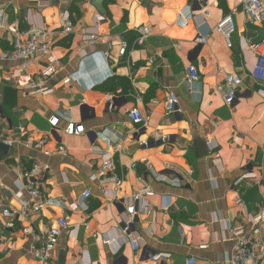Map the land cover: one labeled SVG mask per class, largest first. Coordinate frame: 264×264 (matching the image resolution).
Returning a JSON list of instances; mask_svg holds the SVG:
<instances>
[{"label":"crops","instance_id":"1","mask_svg":"<svg viewBox=\"0 0 264 264\" xmlns=\"http://www.w3.org/2000/svg\"><path fill=\"white\" fill-rule=\"evenodd\" d=\"M241 2L104 0L100 13L91 0H0L6 24L0 52L10 49L15 33L27 39L45 31L59 62L44 82L52 92L39 95L30 84L42 63L24 71L0 61V142L11 141L0 161V264H40L30 246L61 218L68 229L53 264H158L147 257L152 253L169 254L173 264L188 257L231 264L236 242L230 228L250 231L264 209V82L251 77L255 56L248 50L249 42L264 40V24L249 23ZM231 10L229 48L216 25ZM65 22L72 26L67 35L61 33ZM140 26L150 35L135 46ZM198 36L206 38L203 44L195 42ZM189 66L198 81H186ZM226 75L242 80L231 110L217 91ZM6 88L15 91L13 106L3 105ZM170 93L178 112L167 114ZM134 108L144 124L128 119ZM54 116L59 121L51 129ZM68 122L81 125L83 134H64ZM104 153L112 155L122 182L118 188L105 181L102 192L94 176ZM33 167L47 205L8 229L2 210L20 207L18 194L22 201L26 196L19 174ZM145 187L143 208L131 195ZM85 192L90 196L82 200ZM29 226L32 235L24 234ZM125 226L138 250L122 233Z\"/></svg>","mask_w":264,"mask_h":264},{"label":"built area","instance_id":"2","mask_svg":"<svg viewBox=\"0 0 264 264\" xmlns=\"http://www.w3.org/2000/svg\"><path fill=\"white\" fill-rule=\"evenodd\" d=\"M240 11L245 15L247 21L251 24L261 23L264 24V0H242ZM236 10L228 12L216 25V30L223 39L227 47H231V36L235 31L234 16ZM181 15H177V19H181ZM100 19V18H98ZM6 30L5 13L3 9H0V32ZM72 26L69 22H65L64 27L61 30L62 34L71 33ZM137 34L136 39L133 42L135 46H141L146 38L150 35V29L147 26H140L135 29ZM94 41L96 38L89 37ZM206 38L198 36L195 39L197 44H203ZM52 42L48 39V34L45 31H40L38 35H30L27 39H23L20 34H13V38L10 42V49L0 52L1 62H15L21 65V69L26 71L33 63H42L44 70L35 76L32 80L30 87L39 95H47L52 92L51 89L44 87V82L50 78L56 71V67L59 62L52 56ZM127 44L122 43L119 50V55L124 56L127 51ZM248 50L255 56V66L251 72V77L258 81L264 82V40L258 43H248ZM149 61V64H152ZM186 81L196 82L198 81V72L194 66H189L186 70ZM242 83L241 78L232 75H226L222 86L217 88L218 92L223 95V102L228 110H231V105ZM166 113L172 114L178 112V100L177 97L170 93L166 99ZM127 117L134 125L144 124L145 120L136 108L127 112ZM59 119L53 117L49 120L51 129L55 128ZM64 134L68 136H75L83 134L84 130L81 125H74L68 122L63 129ZM50 133L44 134L39 145L42 146L46 141ZM7 146H11V141L3 142ZM145 145V144H144ZM58 151L64 153V148L59 147ZM101 163L94 178L99 181L101 191L103 188L101 184L103 182L110 181L120 187L122 178L119 177L115 170L113 157L110 153H104L101 155ZM134 167V165H132ZM150 163L145 162L146 170L150 169ZM40 171L38 168L33 167L32 170L19 174V179L23 180L21 189L26 196L22 201V194H18L20 200L19 208H4L2 210V217L8 219L6 228H13V221L18 220L22 216L35 215L41 212L47 205V201L40 193L39 179ZM253 175H244L242 179H250ZM171 184L179 186L178 180L171 181ZM150 193L149 188L145 187L142 190L133 193L131 195L132 201L145 208L143 198ZM90 196L89 192H85L82 196V200L87 199ZM136 214L135 211L131 212ZM86 228V225H85ZM68 229L65 219H58L55 226L48 228L45 235L42 238L40 244H33L30 246L31 257L40 264H53L54 254L57 242L62 233ZM232 240H235L234 252L230 257L231 264H264V209L260 213L252 218L250 221V231L246 232L244 227L230 228ZM122 233L127 237L130 247L133 251L139 249L137 240L129 233L128 226H125ZM24 234L32 235L30 226L24 228ZM149 260L158 264H173L171 262V256L166 253H152L147 256ZM183 264H197V260L194 257H188L184 260Z\"/></svg>","mask_w":264,"mask_h":264},{"label":"water","instance_id":"3","mask_svg":"<svg viewBox=\"0 0 264 264\" xmlns=\"http://www.w3.org/2000/svg\"><path fill=\"white\" fill-rule=\"evenodd\" d=\"M104 0H91L92 6L100 13H102V5ZM15 91L11 90L10 88H6L4 90L3 96V105L6 106H13L15 101ZM9 151V147L0 142V161H5L7 159V154Z\"/></svg>","mask_w":264,"mask_h":264}]
</instances>
